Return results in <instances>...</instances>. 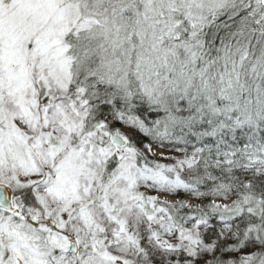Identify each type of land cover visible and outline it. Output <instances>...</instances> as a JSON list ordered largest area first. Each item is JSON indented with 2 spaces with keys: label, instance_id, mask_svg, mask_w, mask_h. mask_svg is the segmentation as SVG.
Returning a JSON list of instances; mask_svg holds the SVG:
<instances>
[{
  "label": "snow or ice",
  "instance_id": "snow-or-ice-1",
  "mask_svg": "<svg viewBox=\"0 0 264 264\" xmlns=\"http://www.w3.org/2000/svg\"><path fill=\"white\" fill-rule=\"evenodd\" d=\"M0 264H264V0H0Z\"/></svg>",
  "mask_w": 264,
  "mask_h": 264
}]
</instances>
